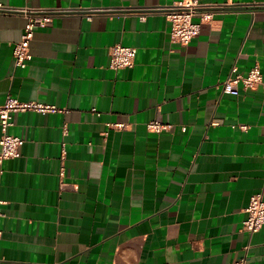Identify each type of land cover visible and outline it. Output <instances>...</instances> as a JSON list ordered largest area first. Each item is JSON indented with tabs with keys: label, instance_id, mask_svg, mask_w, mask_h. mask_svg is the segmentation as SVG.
<instances>
[{
	"label": "crops",
	"instance_id": "obj_1",
	"mask_svg": "<svg viewBox=\"0 0 264 264\" xmlns=\"http://www.w3.org/2000/svg\"><path fill=\"white\" fill-rule=\"evenodd\" d=\"M179 1L0 0L72 11L34 31L23 68L12 50L25 17L0 13V103L59 109L13 113L0 264H264V225L242 228L251 195L264 198V86L220 85L254 65L264 82V0H202L212 18L188 44L155 11ZM115 44L136 48L132 67L109 66Z\"/></svg>",
	"mask_w": 264,
	"mask_h": 264
},
{
	"label": "built area",
	"instance_id": "obj_2",
	"mask_svg": "<svg viewBox=\"0 0 264 264\" xmlns=\"http://www.w3.org/2000/svg\"><path fill=\"white\" fill-rule=\"evenodd\" d=\"M209 5L202 2V0H180L174 5L159 7L155 11L163 13L169 21V37L172 41L182 44H188L195 38L200 31L201 22L209 21L212 18V13L208 10ZM104 9H83L74 11L90 17L96 12ZM105 12L111 9H105ZM72 12L64 9H26L14 8L0 3V13H22L25 17V24L20 39L14 43L12 54L14 63L18 67H25L31 59L29 51V44L33 38L34 31L49 23L55 15ZM128 13L140 14L143 19V14L152 12L148 9L141 8H127ZM198 15L199 22L193 20V17ZM109 66L112 69L128 68L134 64L136 48L132 46H125L121 44L112 45L109 48ZM235 70V69H233ZM221 89L231 95H238L240 88L246 89L258 85L264 86L263 77L258 65H254L249 69L246 75L235 74L227 77L221 82ZM39 111L51 112L58 111L55 105L43 104L34 101H22L15 97L7 96L6 99L0 103V165L3 160L19 157V146L22 144V139L16 135L8 132V128L13 124V113L18 111ZM111 128L122 129L125 127L124 123H114L108 125ZM146 127L155 133H159L168 129L159 121H149ZM1 171V170H0ZM247 217L243 221V230L248 234H253L264 225V198L261 193L251 195L249 203L246 207ZM247 248V247H245ZM228 264H248L247 258L243 255Z\"/></svg>",
	"mask_w": 264,
	"mask_h": 264
}]
</instances>
